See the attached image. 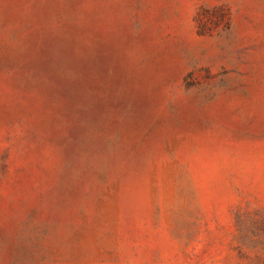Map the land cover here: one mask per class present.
I'll use <instances>...</instances> for the list:
<instances>
[{
    "label": "rangeland",
    "instance_id": "374dc122",
    "mask_svg": "<svg viewBox=\"0 0 264 264\" xmlns=\"http://www.w3.org/2000/svg\"><path fill=\"white\" fill-rule=\"evenodd\" d=\"M263 213L264 0H0V264H264Z\"/></svg>",
    "mask_w": 264,
    "mask_h": 264
},
{
    "label": "trees",
    "instance_id": "16d2710c",
    "mask_svg": "<svg viewBox=\"0 0 264 264\" xmlns=\"http://www.w3.org/2000/svg\"><path fill=\"white\" fill-rule=\"evenodd\" d=\"M245 227L248 231H252L254 235H257L258 229H264V213L263 218L261 220L253 217L250 221L246 222ZM252 242L257 244L255 238H252Z\"/></svg>",
    "mask_w": 264,
    "mask_h": 264
}]
</instances>
